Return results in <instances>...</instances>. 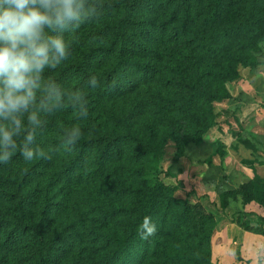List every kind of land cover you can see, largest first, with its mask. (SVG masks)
Returning <instances> with one entry per match:
<instances>
[{
  "label": "trees",
  "instance_id": "obj_1",
  "mask_svg": "<svg viewBox=\"0 0 264 264\" xmlns=\"http://www.w3.org/2000/svg\"><path fill=\"white\" fill-rule=\"evenodd\" d=\"M259 38L264 0H105L103 19L84 30L61 74L75 83L89 71L102 74L104 86L91 95L92 116L85 124L93 132L86 131L71 155L0 165V264H147L156 254L161 262L155 264H175L180 258L164 249L171 223L188 248L209 246L214 216L192 210L160 180L164 148L153 125L146 135L135 128L141 101L131 109L125 101L142 89L149 93L156 82L178 85L159 67L183 79L179 85L187 93L168 98L182 114L227 100L215 82L233 80L236 49ZM185 48L196 52L188 56ZM184 60L196 71L189 81ZM164 120L169 124L168 115ZM201 123L198 133L208 128L205 118ZM170 126L166 137L177 141L183 126ZM43 142L55 145V133ZM145 217L155 232L142 240Z\"/></svg>",
  "mask_w": 264,
  "mask_h": 264
},
{
  "label": "rangeland",
  "instance_id": "obj_2",
  "mask_svg": "<svg viewBox=\"0 0 264 264\" xmlns=\"http://www.w3.org/2000/svg\"><path fill=\"white\" fill-rule=\"evenodd\" d=\"M195 52L183 50L188 56ZM235 57L234 79L215 82L227 100L200 103L182 114L177 104H168V98L187 93L179 85L183 79L159 67L162 76H175L178 85L156 82L149 93L142 89L139 97L132 93L125 101L127 109L141 101L135 128L146 135L153 125L164 148L160 180L168 189H177L175 197L192 210L215 218L210 245L195 249L188 248L177 227L170 224L163 233L164 249L180 258L175 264H264V39L255 40L247 49H236ZM189 62L181 63L187 81L196 72ZM182 116L187 122H178ZM203 118L208 128L198 133L196 127H202ZM171 122L177 130L183 126L177 141L166 137ZM126 165L133 167L131 162ZM160 262L156 254L149 256L147 264Z\"/></svg>",
  "mask_w": 264,
  "mask_h": 264
},
{
  "label": "clouds",
  "instance_id": "obj_3",
  "mask_svg": "<svg viewBox=\"0 0 264 264\" xmlns=\"http://www.w3.org/2000/svg\"><path fill=\"white\" fill-rule=\"evenodd\" d=\"M104 11L105 0H0V165L71 155L92 134L85 124L102 74L89 71L79 83L61 74ZM49 131L55 145L43 142ZM154 232L145 217L138 235L147 240Z\"/></svg>",
  "mask_w": 264,
  "mask_h": 264
}]
</instances>
